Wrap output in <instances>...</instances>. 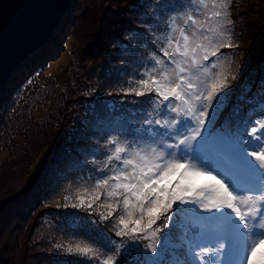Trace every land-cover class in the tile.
I'll return each instance as SVG.
<instances>
[{
  "label": "snow or ice",
  "instance_id": "obj_1",
  "mask_svg": "<svg viewBox=\"0 0 264 264\" xmlns=\"http://www.w3.org/2000/svg\"><path fill=\"white\" fill-rule=\"evenodd\" d=\"M195 3L204 9L201 15L186 13L182 24L170 19L160 49L167 59L153 54L154 66L122 89L156 98L157 116L144 123L163 132L145 145L112 136L107 144L114 147L102 169L110 174L91 187L74 189L78 203L71 207L91 209L101 224L111 221L120 241L97 230L91 242L57 244V249L98 264H117L126 245L131 247L125 255H131L135 242L148 241L144 248L155 256L173 217L186 210L181 206H195L210 214L202 219L219 222L223 229L193 234L187 242L191 264H264V120L249 129L250 140L220 134V150L211 156L201 150L206 137L214 138L212 129L230 102L239 66L221 59V49L234 47L232 0ZM71 195H65L64 207ZM101 196L99 207L107 208L106 214L93 208ZM101 245L113 254H105Z\"/></svg>",
  "mask_w": 264,
  "mask_h": 264
},
{
  "label": "rangeland",
  "instance_id": "obj_2",
  "mask_svg": "<svg viewBox=\"0 0 264 264\" xmlns=\"http://www.w3.org/2000/svg\"><path fill=\"white\" fill-rule=\"evenodd\" d=\"M130 2L131 5L124 0L74 1L72 10L63 16L50 40L32 55L37 53V59L30 57L19 66L13 72L8 84L0 91V197L2 196V199L13 194L14 199L16 197V200L20 199V204L28 205L33 198L31 197L32 173H35L40 165L45 167L49 163L52 168L57 160L54 154H58L61 149L73 151L75 148L71 145L72 136L85 134L90 138L92 135V140L97 146L93 155L87 157L88 163L79 164L74 171L82 173V170L87 168H92L93 171L104 169L107 154H110L111 148L114 147L108 145L107 141L112 136H117L118 132H123L122 126L127 124L130 131L139 129V121L143 119L137 118L135 121L134 113L132 116L129 114L141 109L144 118L149 110V104L145 101L141 105L134 104L137 96L126 94L122 91V87H129L132 82L141 79L137 70H142L143 65L137 69L136 66L139 64L137 61L144 56H149L151 49L155 46H164L165 42L161 44V41H165L169 35L170 19L175 14L181 18L179 23L182 24L186 13L191 12L199 16L204 9L197 5L195 0H163L158 5L153 2L144 14L140 10L138 14L145 15L140 16L135 14L134 3ZM242 2L244 6H240V0H232L229 6L230 19L233 21L230 27L233 32L234 47L221 49V59L233 61V68L236 65L239 66L238 74L243 71L247 75L248 69L255 72L258 70L257 57L263 54L255 52V48L258 47L255 39L257 32L264 35V0H242ZM250 3L256 11L255 14L252 11H242ZM182 4L186 5L185 11H181ZM129 17L135 24H139L144 19L147 20L145 23L148 30L147 36L143 30L123 29L125 26L119 21ZM254 27L258 28V31L253 30ZM147 42L150 45L148 47L145 46ZM239 78L241 79V75ZM88 81L95 82L96 86L87 87ZM68 82L72 83L73 89L69 88V91L65 92L68 89L66 84ZM105 86L104 90L116 91L115 94L123 95L111 96V94L103 95L97 92L103 90ZM60 96L63 97L60 98ZM78 96L82 105L87 104L88 100L91 101V98L99 105L94 107L92 113L88 110L80 115V105L76 100ZM66 97H69L67 99L69 101L67 107L64 108L63 103ZM100 98L102 101L99 100V103L97 100ZM121 104L128 109L121 108ZM116 106L121 108L126 121L108 113L109 108H113L112 111H114L117 109ZM82 117L86 119L81 121L77 119ZM114 120H117V123ZM119 120L121 122H118ZM130 131L124 132L130 136ZM93 136H97L98 139ZM76 150L80 157V149ZM206 153L209 156L213 154L209 149ZM96 176V179H99V175L96 174ZM3 177H6V183H3ZM70 183L74 187L75 185L88 186L86 181L79 182L77 179H71ZM94 183L95 181L92 185ZM76 195V193L71 195L67 207H64V196L60 195L53 196L46 202L44 212L47 214L43 219L44 225L35 226L37 233L32 240L35 245L31 243L33 248L39 241L51 243L52 250L54 245L61 242L65 247L69 244L75 246L77 241L91 242L97 230L110 238L112 235L115 236L111 221L101 224L99 215L91 209L85 212L71 207L72 203H78ZM103 201L104 198L101 196V200L97 201L93 208L106 214L108 209L99 207ZM181 207L193 213V208L190 206ZM64 209L71 210L68 212L71 219L67 223V231L73 228V233L66 241L54 242L50 238L49 231L53 234L57 232L52 226L46 224H48L47 221L51 222L50 215ZM185 211L181 213L184 214ZM175 222L174 216L171 226L165 230V240L171 239L166 234L168 230L172 232L182 230ZM58 232L62 234L59 228ZM28 235L31 239L33 233ZM135 243L144 248L145 244L142 242ZM14 244L16 243L9 242V245H13L11 248H14L12 251L15 254L17 251ZM178 244L177 240L166 244L164 249H158L155 256L147 249H141L140 261H145V264L164 263L168 260L165 257L167 255L165 251L171 252ZM101 248L105 254H113L102 245ZM25 250L24 247H19V255H24L20 261L32 259L30 258L31 250L27 248L30 259ZM64 252L68 257L74 258L70 260L71 263L61 262V264H98L96 260ZM39 258L42 259L41 256ZM31 261V264H36L33 260ZM41 262L42 264H60L51 258ZM117 264L121 263L117 262Z\"/></svg>",
  "mask_w": 264,
  "mask_h": 264
},
{
  "label": "trees",
  "instance_id": "obj_3",
  "mask_svg": "<svg viewBox=\"0 0 264 264\" xmlns=\"http://www.w3.org/2000/svg\"><path fill=\"white\" fill-rule=\"evenodd\" d=\"M132 1L134 4V12L135 14L140 13V10L143 11V14L147 12V8L153 4L154 0H124L127 4ZM163 0H157L154 3L160 4ZM237 6V5H236ZM240 6H244L242 0H240ZM180 8V6H178ZM182 10L185 11L186 5L182 4L181 6ZM180 8V9H181ZM242 11H252L253 14H255L256 11H254V7L252 4H247L246 9H242ZM264 14V13H263ZM140 15V14H138ZM152 14H150L151 16ZM145 16V15H140ZM177 23H179V20L181 18L178 17L177 14H175ZM132 19L125 18L120 20V24L124 25L126 28H133L134 30L139 29L143 30L146 33L148 32L146 28V21L142 20L139 24L132 23ZM122 21V22H121ZM149 22V21H148ZM160 28V25H159ZM158 28V29H159ZM253 30H257L255 27ZM116 34V32H115ZM263 34V33H262ZM257 32L256 35V42L257 48H255V52L263 53L259 54L257 57V65L258 70L250 71L248 69L247 75L245 72L240 71L238 74V79L232 83V88L229 89L230 94V102L228 106L223 110V112L220 114L218 119L215 122V126L212 129L213 137H206L205 141L201 145V150L206 152L207 149H209L212 153H214L217 150H220L223 146L218 142L220 134H227V135H239L241 139L247 141L250 140L251 137L248 135L249 129L255 124L254 122L257 120H264V35ZM117 36V34H116ZM121 41V39L119 40ZM165 42L164 40L161 41ZM145 46H150L149 43H145ZM163 47V45H162ZM160 46H155L154 49H151V53L149 56H144L143 58H140L137 63L139 67L140 65H143L142 70H137V73L140 78H143V73L146 70H150L154 64L155 61L152 60V55L155 54L157 56H160L163 59H167L164 57L163 53L160 51ZM91 50H93L91 48ZM97 51H103V50H97ZM89 52V51H88ZM91 53V51L89 52ZM37 54V53H36ZM36 54L32 56V58H36ZM37 59V58H36ZM106 63V61L104 62ZM241 75V79L239 76ZM256 81V83H255ZM254 82V83H253ZM253 83L251 86L250 84ZM67 88L65 92L69 91V88L72 90V83L68 82ZM95 82L88 81L87 87H95ZM4 87H2L3 89ZM105 87H103V90H99L97 92L108 95L111 94V96H117L119 94H115L116 91L111 92L110 90H104ZM127 88V87H126ZM122 89H125L122 87ZM64 95V94H63ZM77 95V93H76ZM75 95V96H76ZM123 95V94H121ZM135 96L134 94H132ZM132 96V97H133ZM63 96H60V98ZM85 97V96H83ZM69 98V97H68ZM66 97V101L63 103V107L66 108L68 105V99ZM156 98L154 96H145V97H139L136 98V103L141 105L145 101L149 104V110L147 111V114L143 118V110L137 109L134 112H131L129 115H133L135 121L137 118L143 119V121H139V129L134 131L129 130V126L125 124L121 127V130L123 132H118L117 136L120 137L122 140L126 139L130 143H133L134 145H145L146 143L151 142L152 135L158 134L160 132H163V129H160L158 126L152 127L144 123L146 119L149 118H156L157 112L154 108L153 101ZM78 101V104L80 105V115L81 113H84V111H90L92 113V110H94V107L96 105H99L96 101L91 98V101L88 100L87 104H83L80 102L79 96L76 98ZM102 99H98L97 101L100 103ZM128 109V107H125L123 104H121V108ZM117 109L109 108V114L112 116H117L120 119L125 120V117L121 111V108ZM79 121L85 120L86 118H77ZM77 120V122H78ZM134 121V120H133ZM115 123H117V120H114ZM118 122H121L120 120ZM84 130V129H83ZM82 130V131H83ZM130 131V136L126 132ZM117 133V132H116ZM72 136V134H70ZM73 137V143L71 144L75 149L73 151H67L65 148L61 149V151L58 154H54V158L57 157V160L53 164L52 168L49 166V163L44 167V165H40L35 173L33 174V189L31 192V201H29L28 205H22L20 204V199L16 200L14 199L15 196H10L8 198L0 197V264H28V262L31 264L33 260L36 262V264H42L41 261H47V259L51 258L56 260L61 264V262H67L71 263V259L74 257H68L63 249H57V247L54 245V248L52 250V245L49 242L39 241L36 243V246L32 247V240L37 233V227L41 224L44 225L43 219L46 217L45 205L48 200L52 199L53 196L60 195L64 196L69 195L70 193H74V189L79 187L77 185L71 186V179H77L79 182H87L88 186L91 187L93 181L96 179V174L99 175V178H103L104 176L110 174L107 171L101 170H92V168H87L86 170H82V173L74 172L79 164L85 165L87 162V157L92 156L93 152L96 149V145L94 144L92 140V135H75ZM70 137V138H72ZM94 138H97V136H93ZM69 138V137H68ZM67 145L69 144V140L67 141ZM66 145V146H67ZM80 149L81 156L79 157L77 155V150ZM109 154H107L108 156ZM12 166V164H8ZM7 165V166H8ZM96 174H95V173ZM38 174V176H36ZM95 178V179H94ZM3 183H6V177H3ZM71 186V187H69ZM104 198V196H102ZM193 208V213H189L185 211L184 214L178 213L175 215L176 219V225H180L182 230L172 232V230H168L166 234L171 239L165 240V235L163 234L161 237V244L160 249H164L165 245L168 243L173 242L174 240L178 241V245L176 246V249L172 250L171 252L165 251L167 255H165L168 260L164 263L160 262L158 264H181V262H185V264H191V258L188 256L187 252V242L191 240L194 233H206L211 231H221L223 229V225L219 222H212L208 220L202 219L204 216H209V213H203L198 212V210H194L195 206H190ZM74 213H78L75 210H72ZM68 212H71V210H60L57 212H54V214L50 215L51 222L47 221L48 224L52 226L57 234L50 233V238L54 242L59 241H66L70 239V234L73 233V228L71 230L67 231V223H69L71 217L68 214ZM40 225V226H41ZM37 226V227H35ZM58 228L62 230V234L58 232ZM32 238L30 239L28 234H32ZM115 235V230L113 232ZM18 235V236H16ZM13 237V238H11ZM73 237V236H72ZM111 239L114 241L119 242L120 237L111 236ZM9 242H15L14 244L16 246V253L14 254L12 250L14 248H11L13 245H9ZM143 244H146L145 241H139ZM32 243V244H31ZM63 244L62 242L60 243ZM136 247L133 248L131 255H125V253L128 251V248L131 247L130 245H126L124 249L121 251V255L118 258L119 263L123 261L129 262V264H132L133 261L139 260L140 261V253L142 252L141 249L145 250L144 248L140 247L139 244L135 243ZM35 245V244H33ZM24 247L27 253V248L31 250L30 258L31 260H23L20 261L21 257H24V255H19V247ZM39 248V252H38ZM108 251H111L109 248H107ZM227 250V247L226 249ZM19 255V256H18ZM35 255V257H34ZM39 256L42 257V259L39 258ZM26 257V256H25ZM27 257L28 253H27ZM165 257H163L165 259ZM29 258V259H30ZM154 264V263H153Z\"/></svg>",
  "mask_w": 264,
  "mask_h": 264
},
{
  "label": "water",
  "instance_id": "obj_4",
  "mask_svg": "<svg viewBox=\"0 0 264 264\" xmlns=\"http://www.w3.org/2000/svg\"><path fill=\"white\" fill-rule=\"evenodd\" d=\"M76 0H0V91L48 42Z\"/></svg>",
  "mask_w": 264,
  "mask_h": 264
}]
</instances>
